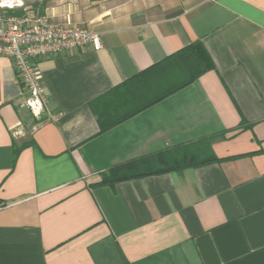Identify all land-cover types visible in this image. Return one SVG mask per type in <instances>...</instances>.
Masks as SVG:
<instances>
[{
	"label": "crops",
	"instance_id": "1",
	"mask_svg": "<svg viewBox=\"0 0 264 264\" xmlns=\"http://www.w3.org/2000/svg\"><path fill=\"white\" fill-rule=\"evenodd\" d=\"M31 1L103 48L37 62L41 120L0 57V264H264V0ZM196 42L213 70L101 131L92 105L125 117L122 85ZM195 154L220 161L101 185Z\"/></svg>",
	"mask_w": 264,
	"mask_h": 264
},
{
	"label": "trees",
	"instance_id": "2",
	"mask_svg": "<svg viewBox=\"0 0 264 264\" xmlns=\"http://www.w3.org/2000/svg\"><path fill=\"white\" fill-rule=\"evenodd\" d=\"M8 13L21 16L23 11L9 10ZM203 46L201 42L193 43L125 82L122 88L127 92V104L130 106L125 117L113 120L110 110L106 108L97 110L92 105L91 107L99 119L101 131L112 129L113 126L122 121L190 86L201 75L213 70V60ZM200 156L203 158H200ZM218 161L220 160L215 156L207 157L201 154L184 156L178 160L167 162V164H152L147 160H138L116 166L108 173L103 174L101 185L113 187L118 183L129 180L172 171H183L187 168H201Z\"/></svg>",
	"mask_w": 264,
	"mask_h": 264
},
{
	"label": "built area",
	"instance_id": "3",
	"mask_svg": "<svg viewBox=\"0 0 264 264\" xmlns=\"http://www.w3.org/2000/svg\"><path fill=\"white\" fill-rule=\"evenodd\" d=\"M13 2H0V57L12 60L27 94L22 106L41 120L45 116L47 97L37 62L88 47L99 51L103 48L102 37L87 28L54 23L46 15L25 6L23 0ZM14 9L22 10L23 14L10 15L8 11ZM5 207L6 204L0 203V210Z\"/></svg>",
	"mask_w": 264,
	"mask_h": 264
},
{
	"label": "rangeland",
	"instance_id": "4",
	"mask_svg": "<svg viewBox=\"0 0 264 264\" xmlns=\"http://www.w3.org/2000/svg\"><path fill=\"white\" fill-rule=\"evenodd\" d=\"M5 0H0V2H4ZM8 3H14L12 1H9V0H6ZM16 1V0H15ZM25 6H29V7H32L34 10L38 11L40 14L43 13V7L45 6V2H42V3H35V2H32L31 0H23ZM15 10V9H14ZM44 15V14H42ZM200 158H203L202 156H200Z\"/></svg>",
	"mask_w": 264,
	"mask_h": 264
},
{
	"label": "bare ground",
	"instance_id": "5",
	"mask_svg": "<svg viewBox=\"0 0 264 264\" xmlns=\"http://www.w3.org/2000/svg\"><path fill=\"white\" fill-rule=\"evenodd\" d=\"M9 1H12L13 2V0H9Z\"/></svg>",
	"mask_w": 264,
	"mask_h": 264
}]
</instances>
